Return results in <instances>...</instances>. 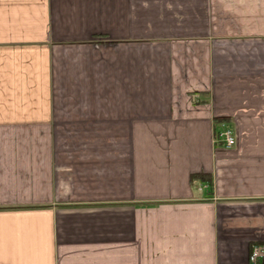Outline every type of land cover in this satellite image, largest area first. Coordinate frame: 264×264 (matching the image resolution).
<instances>
[{
    "label": "crops",
    "instance_id": "0c3cea01",
    "mask_svg": "<svg viewBox=\"0 0 264 264\" xmlns=\"http://www.w3.org/2000/svg\"><path fill=\"white\" fill-rule=\"evenodd\" d=\"M258 244L264 0H0V264H252Z\"/></svg>",
    "mask_w": 264,
    "mask_h": 264
},
{
    "label": "built area",
    "instance_id": "2783aa9c",
    "mask_svg": "<svg viewBox=\"0 0 264 264\" xmlns=\"http://www.w3.org/2000/svg\"><path fill=\"white\" fill-rule=\"evenodd\" d=\"M216 140L225 144L226 147H234L237 144L236 135L233 130L225 128L218 132ZM250 261L252 264L264 262V244L253 246Z\"/></svg>",
    "mask_w": 264,
    "mask_h": 264
},
{
    "label": "trees",
    "instance_id": "16d2710c",
    "mask_svg": "<svg viewBox=\"0 0 264 264\" xmlns=\"http://www.w3.org/2000/svg\"><path fill=\"white\" fill-rule=\"evenodd\" d=\"M203 178H205V177L203 176Z\"/></svg>",
    "mask_w": 264,
    "mask_h": 264
}]
</instances>
